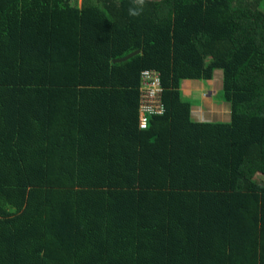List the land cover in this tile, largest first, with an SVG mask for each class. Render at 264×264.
Masks as SVG:
<instances>
[{
	"label": "trees",
	"instance_id": "16d2710c",
	"mask_svg": "<svg viewBox=\"0 0 264 264\" xmlns=\"http://www.w3.org/2000/svg\"><path fill=\"white\" fill-rule=\"evenodd\" d=\"M216 71L231 116L198 121ZM59 93L94 148L55 141ZM0 264H264V0H0Z\"/></svg>",
	"mask_w": 264,
	"mask_h": 264
},
{
	"label": "crops",
	"instance_id": "0c3cea01",
	"mask_svg": "<svg viewBox=\"0 0 264 264\" xmlns=\"http://www.w3.org/2000/svg\"><path fill=\"white\" fill-rule=\"evenodd\" d=\"M81 5L83 0H78ZM217 77H219V83L217 82ZM222 71H216L213 80L203 81V80H184L181 84V91L183 96L194 101V106L192 109V116L198 121H215V120H229L231 116V107L229 104L218 101L214 97L218 90L222 87ZM70 94L75 93H59L55 98V102L52 104L56 105V108H50L53 111L57 119L64 115L67 117L65 121L71 120V124L61 127L57 126L53 131H56L53 135L55 141H63L67 144L70 138H77L81 145L87 146L89 148H94V120L91 118L92 113H90L87 108L90 102H78L74 97H70ZM85 100L90 97H81ZM49 109V108H48ZM52 142H49V144ZM47 146V145H46ZM89 156L87 165L85 168L94 171V157L86 152ZM64 157L63 164L66 165L65 168L69 169L74 166V177H92L93 174L86 175L84 172H80L81 168L76 164L70 165L68 160ZM57 162H59L57 155Z\"/></svg>",
	"mask_w": 264,
	"mask_h": 264
},
{
	"label": "built area",
	"instance_id": "2783aa9c",
	"mask_svg": "<svg viewBox=\"0 0 264 264\" xmlns=\"http://www.w3.org/2000/svg\"><path fill=\"white\" fill-rule=\"evenodd\" d=\"M145 74L152 79H150L151 88L148 91L143 89V94L140 100V108L138 109L140 127L147 126L150 114H160L164 112V106L162 104L164 89L161 84V75L156 71H148Z\"/></svg>",
	"mask_w": 264,
	"mask_h": 264
},
{
	"label": "water",
	"instance_id": "95a60500",
	"mask_svg": "<svg viewBox=\"0 0 264 264\" xmlns=\"http://www.w3.org/2000/svg\"><path fill=\"white\" fill-rule=\"evenodd\" d=\"M138 52H134L130 55H128L127 57H124V58H119V59H116L115 62H123V61H126L128 60L129 58L133 57L135 54H137Z\"/></svg>",
	"mask_w": 264,
	"mask_h": 264
},
{
	"label": "rangeland",
	"instance_id": "374dc122",
	"mask_svg": "<svg viewBox=\"0 0 264 264\" xmlns=\"http://www.w3.org/2000/svg\"><path fill=\"white\" fill-rule=\"evenodd\" d=\"M80 1H81V0H80ZM217 82L219 83V77H217ZM220 90H221V88L218 90V93H216V95H215V97H214V98H215L216 100H218V101H221V100L219 99V95H218V94L220 93Z\"/></svg>",
	"mask_w": 264,
	"mask_h": 264
},
{
	"label": "clouds",
	"instance_id": "9594fccd",
	"mask_svg": "<svg viewBox=\"0 0 264 264\" xmlns=\"http://www.w3.org/2000/svg\"><path fill=\"white\" fill-rule=\"evenodd\" d=\"M138 2H139L140 4H143V3H144V0H138ZM132 14H133V15H137L138 13L133 12Z\"/></svg>",
	"mask_w": 264,
	"mask_h": 264
}]
</instances>
